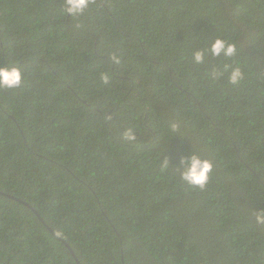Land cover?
<instances>
[{
    "label": "trees",
    "instance_id": "1",
    "mask_svg": "<svg viewBox=\"0 0 264 264\" xmlns=\"http://www.w3.org/2000/svg\"><path fill=\"white\" fill-rule=\"evenodd\" d=\"M0 65V264H264V0H0Z\"/></svg>",
    "mask_w": 264,
    "mask_h": 264
},
{
    "label": "clouds",
    "instance_id": "2",
    "mask_svg": "<svg viewBox=\"0 0 264 264\" xmlns=\"http://www.w3.org/2000/svg\"><path fill=\"white\" fill-rule=\"evenodd\" d=\"M93 0H65V14L76 16L84 13L89 8ZM210 53L214 57L223 55L224 57L232 58L239 54V49L235 43H232L221 37L215 38L211 44ZM114 63L119 64L120 58L116 55L112 56ZM193 62L197 65L205 62V52L197 51L193 54ZM212 78L219 79L224 76L223 72L214 70L211 74ZM246 77L243 67L239 64L228 71L229 84L239 85ZM100 78L105 85L112 81L111 75L101 73ZM24 84V74L19 67H7L0 65V88L17 89ZM110 119V118H109ZM181 125L172 121L169 124V132L171 135H179ZM137 135L132 129L126 130L121 140L126 144L135 145L137 143ZM183 169L180 171V179L182 182L193 189L204 190L207 188L214 165L210 159L202 158L199 154L192 152L187 158L182 160ZM162 167L168 169L169 161L164 159ZM255 223L258 226H264V212L255 213Z\"/></svg>",
    "mask_w": 264,
    "mask_h": 264
},
{
    "label": "water",
    "instance_id": "3",
    "mask_svg": "<svg viewBox=\"0 0 264 264\" xmlns=\"http://www.w3.org/2000/svg\"><path fill=\"white\" fill-rule=\"evenodd\" d=\"M77 262L80 264V261L77 259Z\"/></svg>",
    "mask_w": 264,
    "mask_h": 264
}]
</instances>
